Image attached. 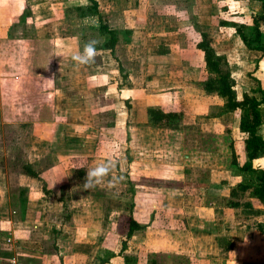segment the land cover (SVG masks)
Wrapping results in <instances>:
<instances>
[{
  "label": "crops",
  "instance_id": "crops-1",
  "mask_svg": "<svg viewBox=\"0 0 264 264\" xmlns=\"http://www.w3.org/2000/svg\"><path fill=\"white\" fill-rule=\"evenodd\" d=\"M21 1L24 3H19L20 9L25 7L30 9L31 16L26 22L34 25L37 35L28 40L6 37L0 40V56L8 59L0 64V78H5L7 89L0 102V118L3 120L1 122L9 124L8 126L30 130V141L26 146L28 159L26 163L31 165L37 175L30 177L20 168L16 191H9L6 195V212L20 217L19 220L11 218V224H27L29 238L38 243V246L51 244L58 247L53 248L52 252H43L42 249L31 246V250L23 254L32 256L41 264H100L103 258L101 253L97 256L92 250L89 253L81 250L78 253L65 254L62 248L95 246L92 237L87 235L88 229L97 227H93V214L98 211L95 201L101 200L104 203L100 206L102 208L100 212L107 218L113 213V209H120L118 214L124 210V204L118 203L119 199L123 203V198L119 194L100 195L90 190V187H84L86 173L101 164L112 165L111 171L105 177L118 175L131 178L128 179V184L132 205L128 208H132L133 220L141 226L139 230L147 229L135 218V211L137 212L142 197H158L161 194H151L150 192H153L151 189H148L149 193L142 194V189L148 191L145 184H141L135 177H151L150 173H146V167L149 165L164 163L172 165L173 162L165 153L167 149L162 146L160 153H156L158 147L154 145L151 136L156 134L157 128L167 127L150 123L148 107L159 109L163 113H176L178 115L176 121L185 122L192 119L194 122L196 119H205L206 114L203 115V112L206 111L204 109L206 103L211 104L212 100L219 96L218 92L206 91L204 86L207 82H203L197 101L191 102L188 96L182 97L187 99L182 103H193V106L197 107L196 110L188 109V105L180 109V104L174 100V93L170 94L174 104L170 103L168 110L154 104L157 102L154 97L158 91H171L188 81L180 72L176 74L172 72L177 66L174 59L181 64L177 69L184 70L185 66L192 69L200 65L201 69L203 67L202 70L208 71L201 49L194 47L192 48L194 50L186 52L188 49L182 46L184 38L189 36L188 32L185 35L182 32L189 29L190 25L208 30L211 47L217 55L226 58L235 83L237 99L249 97L260 102L261 125L258 135L264 139V51L248 50L236 32L238 26H243V32L247 37L254 33V18L264 15V5L261 1L97 0L99 12L106 16L109 27L117 31L119 40L114 48V56L108 50H98L95 62L88 65H78L72 59L83 49L80 38L70 36L66 39L67 43L69 42L68 50L61 54L56 44L58 39L55 37H58V32L61 35L59 24L66 19L64 4L69 0ZM9 4L17 6L16 0ZM256 26L260 33V46L264 48V20L258 21ZM198 36L202 41L206 35L199 31ZM73 38L76 42L71 46L70 41H73ZM189 53L191 55L188 56ZM171 54L175 57H171ZM182 54L187 55L184 60ZM124 64H127V70ZM143 70H148L149 85L154 86L152 91L156 88V92L147 95L136 94L138 86L134 85L136 84L134 77L138 71ZM177 103L178 107H175ZM230 115L237 123L240 139L243 137L239 131L241 111L236 110ZM206 118L218 126H221L223 119L219 113L210 114ZM243 145L238 141L234 146L235 150L240 151ZM176 149L181 150L182 147ZM33 157L36 159L32 160ZM185 159L188 162L192 161V158L187 156ZM186 161L182 164L187 168L189 165H186ZM41 162L46 164L43 165ZM254 165L264 170V155L255 160ZM232 167L230 169L237 172V168ZM216 169L218 175L221 174L220 166ZM78 170L82 171V176L78 174ZM187 170L182 169L179 177H188ZM222 178L225 179L219 178L217 188L213 189L211 196L218 197L219 192H222L221 196L225 200L233 198L230 184L235 186L234 184L240 181V176ZM2 180L0 177V184ZM225 180H228L227 184L223 183ZM73 186L80 190L76 192ZM21 191L24 193L23 196ZM1 192L3 193L0 188V195ZM247 195L249 193L245 192L238 196ZM105 198L117 199L115 202L118 203V207L113 208L114 202H107L103 200ZM194 198L199 200L196 196ZM180 200L183 203V199ZM242 202L240 200V203ZM248 202L254 201L248 198ZM201 207L212 210L209 211L212 212L210 220L198 219L203 223L200 222L197 230L192 229L196 232L187 229L192 237L203 235L211 241L210 247L203 248V252L208 254L207 257L212 259L211 262L215 264L218 261L220 239L231 235L232 238L227 239L231 245L228 250V262L258 264L261 260L263 263L260 264H264V235L258 228L250 226L254 221V225L264 224V216L259 215L252 220L236 218L232 211L233 207L224 206L223 203L220 207L210 204ZM77 216L80 225L76 224ZM175 219H177L175 215H172L170 221L175 222ZM106 224L107 222L102 219L101 226ZM65 227L73 229L75 234L78 232L80 234L74 237L65 235ZM1 229L0 227V231ZM29 246L27 244V247ZM79 253L86 258L82 257V261H78L77 257L81 256ZM2 261L4 260L0 258V263Z\"/></svg>",
  "mask_w": 264,
  "mask_h": 264
},
{
  "label": "rangeland",
  "instance_id": "rangeland-1",
  "mask_svg": "<svg viewBox=\"0 0 264 264\" xmlns=\"http://www.w3.org/2000/svg\"><path fill=\"white\" fill-rule=\"evenodd\" d=\"M11 1L14 2V0L0 1V40H4L5 37L7 39L15 40L33 39L30 38V35L33 33L36 37L37 33L34 25L30 23H27L26 25L24 24V26H21L22 24L19 25L12 33L15 37L9 38V25L16 21L17 17H19L20 13L24 10L19 7V3L22 4L24 1L16 0L17 6L9 4ZM84 1L85 0H69L66 4H64L66 19L59 24L61 35H59L58 32V37H55L58 39L56 44H58L60 54L68 50L67 46L69 42L67 43L68 40L66 39L70 36L80 38L83 46L85 42L91 39L103 40V37L96 35V32L90 30L86 26H81L82 21L75 11V7L80 3L83 4ZM75 3L78 4L74 5ZM24 29L26 32L23 31ZM199 31L206 35L204 37L207 38L211 44V38L208 36V30L199 29L196 25H190L189 29L183 30L182 32L184 35L188 32L189 35L188 38H184V44L182 45L185 49H188L186 52L190 51V49L194 50L192 48L197 47L198 43L201 41L198 36ZM23 35H28V37L22 38ZM74 42H76V40L73 38V41H70V45L74 46ZM22 45H26V43H22ZM189 55H191V53H189L188 56ZM172 56L175 57L174 54H171V57ZM181 57L184 60L187 55L182 54ZM6 61H8V59H4L3 55H1L0 64ZM174 61H176L177 66H175L172 72L174 74L180 72L183 77L185 75L188 78V81H185V84L182 86L174 87L171 91H158L156 93L157 96L154 97L157 102L154 104H159L160 108L168 110V105L170 103L174 104L175 100L180 104V109L185 105H188V109L194 108L196 110L197 107L193 106V103H182L187 101L186 98L182 97L188 96L189 101H197V97L199 96L198 93L201 92V84L203 82H207L204 86L206 91L217 92L216 90L211 89L209 85L210 83L216 81L218 77L209 70H202L203 67L201 69L200 65H196L192 69L188 66H185L186 69L184 70L177 69V67L181 66V64H179L176 59H174ZM197 63L200 64L199 61ZM119 65L121 67L120 62ZM126 66L127 64H124V67ZM148 70L138 71V74L134 77V80L136 81V84L134 85L138 86L136 94L142 93L147 95L157 91L156 88L152 91L154 86L149 85L150 76H148ZM190 81L194 83H191ZM6 91L5 78H0V102L3 93ZM166 92L168 94H166ZM172 93H174V100L170 98V94ZM220 98L221 97L218 96V98L213 99L211 104L205 102L206 105L204 109L206 111L203 112V115L206 114L205 119H196L194 122L191 119L190 121L186 120L185 122H181V120L176 121L178 115L175 113V119L158 121L160 125L167 127V129L162 127L157 128L158 130L155 135L151 136V140L154 145L158 147V149H156V153H160L159 150H161L162 146L164 149H167V152L165 153L173 162L172 165H164L165 163L149 165L146 167V173H150L151 177H135L140 180L139 182L141 184H145L147 189L146 191H148L145 192L142 189V194L149 193L150 190L148 189L153 191L150 192L151 194H161L158 197L144 196L140 199L141 204L138 206L137 212L135 211V218L141 221L142 225L147 228L146 230H136L130 237H127L130 220H133L134 218L132 208H128L132 205V196L129 193L128 184V179L131 180V178L119 177L117 174V177H104L102 181L95 183V186L90 187V190L95 191L100 195H104L105 193L115 195L119 194L121 198H123V203L120 199L118 201L119 204H124L123 212L118 214L120 209H113V213L108 216L109 218H107L106 215H102L100 212L102 210L100 206H102V204L104 205V203H102L101 200L95 201L96 203H94L96 204V209H98V211L93 214V227H97L88 229L87 231L88 237H92L95 246H66L62 248L64 253H78L81 250L86 252L88 251L89 253L92 250L94 255L95 252L97 253V256L101 253L103 258H101L100 264H126L124 261V257L126 255L131 259L128 264H214L211 262L212 259L207 257L208 254L203 252L204 247L211 246V241L204 238L203 235H195L192 237V235H190V231L187 229L190 228L191 231H193L192 229L197 230L200 222H202V220L200 221L198 219H203L204 221L206 219L210 220L212 212L209 211L212 210L201 206H208L210 204L211 206L217 205V207H220L222 203L224 206H228V203L230 202H232V204L238 202L240 203L241 200L243 201L240 203L241 205L232 209L235 217L242 218L244 220L257 218L254 214L249 215L251 212L246 207L248 198L249 200L253 199L250 195H247L246 197H239V194L243 195V193L239 192L237 198H228L227 200L221 196L222 192H219L220 196L218 197L211 196L213 194V189L215 190V188H217L216 185L219 178L225 179L222 177H239L238 169L237 172L230 169L232 167V151L235 152L239 164H242L245 161L243 148L240 151H237L238 149L235 150L234 147L238 141L243 143L245 136L243 134V137L239 139L240 135H238L237 132V123L234 122L235 119L232 118V115H230L231 113L225 111V99ZM178 103L175 104V107H178ZM194 104L196 105L197 103ZM198 104L200 105V103ZM198 111L200 113L201 107H199ZM216 113H219V115H222L223 117L221 126H218L217 123L214 124L212 120H208L206 118L209 117L210 114ZM1 121L3 120L0 118V177L3 178L0 184V188L3 191V193L1 192L2 195H0V227L2 228L0 232V253L4 254V261L0 264H11L9 260L12 259V257L15 259L17 264H41L37 259L23 253L28 251L31 246L32 248L42 249L43 252H52L53 248L57 249L58 247H53L51 244H42L38 246V243L30 240L29 228L26 227L27 224H11V218L19 220L20 217H16L17 215L11 212H6V195L9 191H16V182L17 178L20 176V168L22 164L28 160L26 146L30 141V130L28 128L21 129L19 126L14 128L13 126H8L9 124H4ZM168 128L174 129L171 130ZM180 146L182 147L181 150L176 149ZM239 147L240 145L237 146V148ZM185 156L192 158V161H186ZM31 159L34 160L36 158L33 157ZM167 161L168 160L166 159V162ZM185 161L186 165H189L187 168L184 164H182V162ZM41 163L43 165L46 164V162ZM81 164H83V162H81ZM218 166H220L219 170L221 171V174L219 175L216 171L218 170L216 169ZM182 169H188V177H179V172ZM228 173L230 174L228 175ZM125 174L128 175V173ZM141 175H143V173H141ZM152 175H164L167 177H152ZM168 175H171V177H168ZM223 183L227 184L228 180L223 181ZM83 185L85 187V182ZM73 188L76 192L80 190V188H77L76 186H73ZM230 188L233 190L235 189V186L230 184ZM191 192L192 194H190ZM194 192L196 195H194ZM246 192L249 193L250 191ZM3 195H5V197ZM194 196L198 197L199 200L197 198L195 199ZM180 198L183 199V203ZM103 200L107 202H114L112 203L113 208L118 207V203H116L117 199L105 198ZM253 201L254 202H249L251 206H253L254 209L261 210L262 212L260 215L264 216V208L261 203H259L256 199H253ZM74 205L77 209V204L75 203ZM54 209L56 210V208ZM60 211L61 208L59 209V214ZM172 215H175L177 218L175 219V222L177 223L170 221ZM31 216L32 214L30 213L29 217ZM81 217L82 215H80V218ZM102 219L107 222L104 226H101ZM76 220V224L80 225L79 216H77ZM254 222L253 225L251 222L250 226L258 228L257 224L254 225ZM65 228V235L69 234L71 237H74L75 235L80 234V232H78V234L73 233V229L69 230L67 227ZM167 229L169 231H165ZM81 235L84 237L82 233ZM7 237H11L13 245L15 243L16 246L9 247L8 245H4L3 242ZM230 238H232L231 235L220 239L221 244L219 248L218 261H216L215 264H231L228 262V250L230 246H228L229 242L227 240ZM21 241L23 243H21ZM27 244L30 246L27 247ZM122 247H124V253L121 251ZM212 250H214L213 247ZM114 252L118 253L115 254ZM79 254L81 256H78L77 260L82 261L83 254ZM83 258H86V256ZM103 260L106 262H103ZM222 261H224V263ZM260 263L263 262L259 260L258 264Z\"/></svg>",
  "mask_w": 264,
  "mask_h": 264
},
{
  "label": "trees",
  "instance_id": "trees-1",
  "mask_svg": "<svg viewBox=\"0 0 264 264\" xmlns=\"http://www.w3.org/2000/svg\"><path fill=\"white\" fill-rule=\"evenodd\" d=\"M259 1H261L264 5V0ZM77 4L78 3H75L74 5ZM75 11L82 21V27L86 26L90 30L96 32V35L103 37L102 43L97 45L98 50H108L114 56V48L118 44L119 40L118 33L116 30L109 27L106 16L102 15L99 12L97 0H85L83 4L80 3L75 7ZM30 16V9L28 7H25L24 10L20 13L19 17H17V20L10 24L8 32L9 38L15 37L12 33L19 25H26V21ZM263 20L264 15L254 18V33L250 37H247L244 34L243 26H238L236 28L238 36L248 50L264 51V48L260 46L261 38L259 30L256 26L258 21ZM23 31L26 32L25 29ZM25 37H28V35L22 36V38ZM30 38H35L33 33L30 35ZM197 47L204 52L206 67L208 68V70L216 74L218 77L216 81L212 83L209 82V86L211 89L216 90L221 98L225 99V111L229 113L236 110L241 111L239 119V131L245 136L243 142V153L245 156V161L244 163L239 164L235 152L232 151V165L238 169V176H240L241 179L238 183L235 184V189L232 190L231 195L233 196V198H237L239 192L244 193L246 191H250V197L256 199L264 208V170L254 165L255 160L264 155V139H262L260 135H258V130L261 125V117L259 111L260 102L255 99H250L249 97L237 99L236 93L234 91L235 83L230 75V70L228 68L226 58L223 55H217L215 53L207 38L203 37L202 41L198 43ZM147 111L150 123L156 125L159 124L158 121H168L170 119L176 118L175 113H163L161 110L154 108H149ZM21 170L24 174L30 177H35L37 175L32 170L31 165L26 162L22 164ZM78 174L82 176V171L78 170ZM20 193L23 196V191H21ZM239 205V202L234 204H232V202L228 203V207L233 208ZM246 207L251 212L250 214H254L256 216L260 215L262 212L259 209H254L249 202L246 203ZM257 226L258 230L264 235V224H257ZM139 229H141V226L138 225L134 220H130L127 237H130L134 231ZM228 246L231 247L230 244H228ZM123 250L124 247L121 248V251ZM0 258H4L3 253H0ZM130 260L131 259L128 256L124 257V261L126 262V264H128ZM103 262L106 261L103 260Z\"/></svg>",
  "mask_w": 264,
  "mask_h": 264
},
{
  "label": "clouds",
  "instance_id": "clouds-1",
  "mask_svg": "<svg viewBox=\"0 0 264 264\" xmlns=\"http://www.w3.org/2000/svg\"><path fill=\"white\" fill-rule=\"evenodd\" d=\"M101 39H91L85 42L81 52H78L72 57L73 61L78 65H88L95 62V57L98 52L97 45L101 44ZM111 163L101 164L94 169H91L85 176V187H93L95 183L103 180L111 171Z\"/></svg>",
  "mask_w": 264,
  "mask_h": 264
},
{
  "label": "built area",
  "instance_id": "built-area-1",
  "mask_svg": "<svg viewBox=\"0 0 264 264\" xmlns=\"http://www.w3.org/2000/svg\"><path fill=\"white\" fill-rule=\"evenodd\" d=\"M3 244H4V245H8L9 247H11V246H16L15 243H14V245H13V241H12L11 237L6 238V239L4 240V242H3ZM16 248H18V247H16ZM9 262H10L11 264H17L14 258H12L11 260H9Z\"/></svg>",
  "mask_w": 264,
  "mask_h": 264
}]
</instances>
